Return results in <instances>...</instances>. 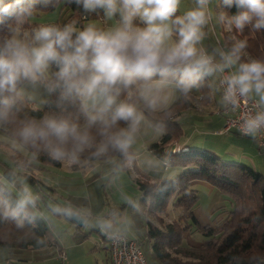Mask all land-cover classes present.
<instances>
[{
	"label": "clouds",
	"instance_id": "9594fccd",
	"mask_svg": "<svg viewBox=\"0 0 264 264\" xmlns=\"http://www.w3.org/2000/svg\"><path fill=\"white\" fill-rule=\"evenodd\" d=\"M36 0H12L0 7V24L7 37L0 47V125L9 123L25 98V87L42 85L48 93L59 92L57 107L71 105L86 118L81 127L64 116H48L42 121L25 120L17 132L21 146L42 149L53 160L79 162L80 154L95 148L94 156L110 149L127 153L139 122L136 108L128 100L137 86L141 95L151 91L153 78L175 76L176 87L188 92L203 76L229 74L225 100L234 106L238 98L256 94L264 106V60L240 62L246 42L229 51L214 49L219 62L201 46L204 27L210 19L211 0H195V7L176 15L180 0H68L85 13L102 10L108 20L119 17L114 26L102 29L88 24L82 30L72 24L42 25L24 31L35 11ZM238 11L227 18L237 30L251 25L264 29V0H223ZM220 19L225 20L224 16ZM139 20L144 27L137 26ZM176 37V39H173ZM55 69V70H54ZM234 69V70H233ZM128 93V100H121ZM154 106L155 101H148ZM119 121L128 124L117 129ZM244 134L255 137L264 129V110L244 120ZM96 126L99 143L90 129ZM35 205L24 189L14 205L0 201L3 215L27 217ZM102 229L110 225L102 223Z\"/></svg>",
	"mask_w": 264,
	"mask_h": 264
},
{
	"label": "rangeland",
	"instance_id": "374dc122",
	"mask_svg": "<svg viewBox=\"0 0 264 264\" xmlns=\"http://www.w3.org/2000/svg\"><path fill=\"white\" fill-rule=\"evenodd\" d=\"M195 6V0H180L176 15L182 16ZM208 7L210 19L204 27L205 38L201 42V46L208 54L214 56V62H219L217 58L219 56L214 55V49L229 51L228 45L234 47V44H237L240 40L236 34L230 31L232 27L225 17V4L223 0H211ZM71 16L72 11L66 2H64L54 12L43 13L33 17L30 24L32 28L49 24L63 25L70 20ZM221 16H224L225 20L222 21L220 19ZM118 19L119 17L117 16L112 20H108L102 12L98 17L89 19L84 24V27L91 23L99 28L107 29L114 26ZM228 31L230 33H228L229 36L227 35V40H225L224 32ZM25 32L31 34V30ZM242 33L244 37L247 36L250 39L251 46L262 48L261 38L256 31L251 32L250 29H243ZM173 39H176V37H173ZM225 41L228 43L227 45H225ZM256 50H258L256 52L257 56L250 52L248 47H245L242 50L240 62L261 59L258 57V53L262 57L264 54L260 49ZM219 75L220 73L208 76L210 78V85L215 91H217V87L219 86ZM155 88L152 87L151 91L144 92V95L148 96V100L143 98V104L150 105L149 100L153 99L156 101L158 99L159 95L157 91L155 92ZM138 91L141 94L140 88ZM198 92L201 93V91ZM25 93L24 99H28L31 105L37 109H44L50 98V93L42 85H37L35 88L26 86ZM216 95L220 103V95ZM250 97L260 102V98L256 94L253 93ZM179 99L180 90L176 87V95L171 102L175 103ZM206 100L208 102L204 104L196 103V109L188 112L179 120L184 133L183 137L179 140V144L187 140L190 141L193 147L196 146L203 151L213 152L215 150L220 154L229 152L238 157L246 153L247 157L255 160L258 167L255 170L261 172L264 176V151L261 154V150L255 141L241 135H232L234 140H232L233 146L230 147V144H232L231 140L228 141L224 136L219 135V132L225 127L223 118L213 114L210 109L196 111L203 109L211 101ZM135 108L139 122L134 133V141L128 149L129 162L127 168H124L115 160L96 163L93 167L79 170L74 169L75 166L79 168L80 165L78 163L72 164L67 160L59 161V166L38 163L37 165L36 162L31 161L23 162L24 158L31 157L32 159L29 151L24 146H21L19 140L11 138L8 135L5 137L4 134L0 133V176L18 197H20L24 189H27L31 193L35 199V205L31 207L50 227L51 239L54 242L53 246L38 250L24 249L17 251L1 248L0 264H68L74 256L71 255L73 251L81 255L85 254L86 256L91 255L89 252L92 251L96 258L93 257L97 260L98 264H107L106 247L101 241V235L105 230L122 234L129 240L136 241L140 245L148 264H160V261L152 250L154 242L148 236V220L155 227L164 229L169 224L175 222L174 219L177 218L178 213L175 210L169 211L168 209L169 214H143L140 207L141 192L138 187V181H144L145 179L152 181L173 179L179 174L180 170H178L179 167L177 166H171L169 170H166L164 163L149 152V144L157 142L162 132L159 129H154L148 123L139 105H136ZM223 109L224 107L220 113H223ZM176 146L175 144V150ZM235 159L234 162L238 161L237 157ZM14 160H18L24 164H14ZM240 160L243 161L242 164L253 167L249 160H244L243 158ZM226 161H229V159ZM8 167L21 174L13 182H7L4 178ZM31 167H33V171L27 169ZM27 173L43 182L44 186L29 184L24 178ZM45 186L52 188L54 191ZM198 193L200 200L197 213L202 218L205 217L203 214L210 217L209 212L218 203L220 204L217 208H222L221 212L224 213L221 216H216L213 220L214 223H216L215 220L225 218L228 212L232 210L231 202L226 197H224L225 202L222 200L218 202V200H215L201 190ZM65 204L73 206L78 211V215L85 219L82 226H79L65 215L57 216L54 214L55 210ZM223 205L225 206L222 207ZM102 223L110 225V227L102 229L100 227ZM210 223L212 224L211 221ZM201 241L202 237L199 234L190 235V233H185L183 245L186 247H199ZM78 244L80 246H77ZM71 245L77 246L75 247L77 249L71 250L69 247ZM95 246H97V249L92 250ZM60 247L63 249L62 255L59 252ZM169 252L172 257L180 262H186V264L196 262L180 257L176 254L175 250L169 249Z\"/></svg>",
	"mask_w": 264,
	"mask_h": 264
},
{
	"label": "trees",
	"instance_id": "16d2710c",
	"mask_svg": "<svg viewBox=\"0 0 264 264\" xmlns=\"http://www.w3.org/2000/svg\"><path fill=\"white\" fill-rule=\"evenodd\" d=\"M11 2L12 0H0V7ZM64 2L72 11V16L63 25L56 24L59 27L72 24L82 30L89 19L102 14V10L85 13L82 7L77 6L74 2L69 3L68 0H36L33 17L43 13L54 12ZM224 8L226 18L235 15L238 11L235 6L228 7L225 5ZM30 23L31 20L24 25V31H32L34 29ZM134 23L139 27L145 26L139 20L134 21ZM230 26L233 29L230 31L236 34L240 41L246 42V47H248L250 52L256 55L258 51L256 49H260L264 54V29L255 30L251 25L244 27L246 30L250 29L251 32L256 31L258 33L262 45V48H259L250 45V39L247 36L244 37L242 30H237L233 25ZM228 33L230 32H224L225 40H227V35L229 36ZM7 35L5 25L0 24V47H2ZM224 43L225 45L228 44L226 41ZM228 47L229 49L232 48L229 45ZM258 57V60H264V55L262 57L258 53ZM208 78V76H203L198 81L197 86L188 92L180 90L179 101L159 110L143 104V96L139 93V87L137 86L130 90V100H128V93H123L120 97L121 100H128L134 106L139 105L148 123L154 129H159L162 132L157 142L149 144V152L162 162L169 159V168L177 166L179 167L178 170H180L179 174L173 179L162 181L145 179L144 181H138V187L141 192L140 207L143 214H169L168 209L169 211L175 210L178 213L177 218L174 219L175 222L164 229L155 227L148 220V236L154 242L152 250L160 264H186V262H180L172 257L169 249L175 250L180 257L196 261L190 262V264H262L264 260L263 174L249 165L224 161L215 153L207 150L203 151L196 146L190 145L185 148L174 149V145L179 144V140L184 135L179 120L188 112L195 110L197 107L196 103L204 104L208 102L206 99L211 100L212 87L210 78L209 80ZM175 80V76L170 75L167 78H161L157 75L153 78L152 86L158 82H168L176 85ZM198 91H201V93ZM58 99V91L50 93V98L44 109L34 108L28 99H22L17 104L18 111L15 112L13 119L7 124L0 125V133L4 134L5 137L8 135L20 141L17 132L23 121L34 120L40 122L48 116H64L83 127L86 124V118L78 111V108L67 104L63 109L57 107ZM127 127L128 124L125 121H119L117 124V129H126ZM90 132L95 137L96 142L99 143L101 137L97 134V127L93 126ZM237 134L241 135L238 132ZM24 147L32 155V159L27 157L24 158L23 162L31 161L36 162V164L60 165L59 161L53 160L42 149H35L29 145ZM94 151L95 148H92L81 153L78 162L80 166L79 168L75 166L74 169H85L93 167L96 163L111 160L117 161L124 168L128 167L129 150L125 154L118 150L110 149L106 154L99 157L93 155ZM168 154L170 155L168 156ZM23 162L14 160V164H24ZM27 169L33 171V167ZM19 175H21L19 172L8 167L4 178L7 182H13ZM24 178L33 186H44L43 182L29 173ZM194 182L207 183L230 200L232 210L228 212L225 218L217 220L214 224L207 225H203L198 220L196 213L200 197L198 191L192 188ZM47 188L54 191L50 187ZM18 198V195L5 184L0 176V201H7L14 205ZM28 211L29 215L27 217L12 219L3 215V209L0 206V249L9 248L17 251L24 249L38 250L48 246L51 234L50 227L37 215L32 207ZM68 213L79 214L73 206L68 204L62 205L54 211L57 216L65 215L71 219ZM222 213L224 212L220 211L218 216L223 215ZM185 233H190V235L199 234L202 237L200 246H184Z\"/></svg>",
	"mask_w": 264,
	"mask_h": 264
},
{
	"label": "built area",
	"instance_id": "2783aa9c",
	"mask_svg": "<svg viewBox=\"0 0 264 264\" xmlns=\"http://www.w3.org/2000/svg\"><path fill=\"white\" fill-rule=\"evenodd\" d=\"M228 74V70H226L223 74H220L219 87L225 103L223 114L227 119L225 127L219 132V134L235 130L244 137L255 139L259 149L264 151V129H261L255 137L245 135L243 123L245 119L254 117L257 113L264 110V107L260 102L250 96L238 98L235 106L230 101L225 100L226 85L223 84L222 81ZM163 163L165 165V169L168 170L170 166L169 159H166ZM101 239L102 244L107 248L110 255L111 264H148L140 245L136 241L129 240L122 234L114 233L108 230L103 231ZM262 264H264V260Z\"/></svg>",
	"mask_w": 264,
	"mask_h": 264
},
{
	"label": "crops",
	"instance_id": "0c3cea01",
	"mask_svg": "<svg viewBox=\"0 0 264 264\" xmlns=\"http://www.w3.org/2000/svg\"><path fill=\"white\" fill-rule=\"evenodd\" d=\"M102 19V18H101ZM224 47V46H223ZM218 60H219V57H217ZM220 76V75H219ZM152 87H156L155 88V92L157 91L158 93V99L155 101V104L154 106H150V105H146L150 108H153L155 110H159V109H162L164 107H167L171 104H173L171 101L174 100V96L176 95V85L175 84H172V83H168V82H158L156 84H154V86ZM212 92V98H211V101L208 103V105L206 107H204L203 109L201 110H196V111H202V110H205V109H210V111H212L213 114H216L218 115L219 117L223 118V121H224V124L226 123L225 122V116L223 115V113H220V111L222 110V108L224 107V101L222 99V96H221V91L219 89V86L217 87V91H215L214 89L211 90ZM216 94H219L220 95V98H221V102L219 103V101L217 100V95ZM252 98V97H251ZM254 99V98H253ZM153 100V99H152ZM264 107V106H263ZM224 128V127H223ZM221 129V128H220ZM220 136H224L228 141L231 140V143H232V140H234V138L232 137V135H238L237 132L235 130H231L230 132H227V133H223V134H219ZM249 139H252L253 141L256 142L257 144V141L253 138H250V137H247ZM235 142V141H233ZM254 143V142H253ZM191 143L190 141H185L183 143H180V144H177L176 148H185L186 146H190ZM258 145V144H257ZM233 146V143L230 144V147ZM240 149V148H239ZM210 150H214V149H210ZM241 150V149H240ZM216 155L220 156L222 158V160L226 159L231 162H234V160H236L235 158L237 157L238 158V161H235V162H241L243 163L242 160H240L241 158H243L244 160H249L251 162V164L253 165L252 168L256 169L257 170V164L255 162L254 159H252L251 157H247L246 156V153H244L243 155H241L240 157H238L237 155H234L232 153H229V152H226L224 154H220L218 153L217 151H213ZM261 154L262 151H261ZM228 158V159H227ZM224 160V161H226ZM250 166V165H249ZM251 167V166H250ZM259 172V171H258ZM261 173V172H260ZM192 188L194 190H201L203 192H205L207 195H209L210 197L214 198L215 200H222L225 202V199H224V196L215 188H213L212 186L208 185L207 183H204V182H194L192 184ZM220 203H218L217 206H219ZM217 206H215L213 209H211V211L209 212L210 213V217L203 214L205 217L202 218L200 216V214L196 213V216L198 218V220L203 224V225H207V224H211L210 221L212 222V224H214L213 220L214 218H216V216H218L219 212L222 210V208H217ZM225 205H223L222 207H224ZM78 212V211H77ZM211 219V220H210ZM218 219V218H217ZM85 222V221H84ZM216 222V220H215ZM50 241L48 243V246L46 248H48L49 246H53L54 242H52V239H51V234H50V237H49ZM58 247L59 245L57 243H55ZM77 246H80V244H78ZM75 246V247H77ZM71 248V250L73 249H77L75 248L74 246H69ZM61 248V247H60ZM97 249V246H95L94 249L92 250H96ZM105 249V247H104ZM62 248L60 249V254L62 252ZM106 252H107V264H111L110 262V259H109V254H108V251L107 249H105ZM67 251V250H66ZM63 253V252H62ZM87 253V252H86ZM91 255H81L80 253H77V252H74L71 253V255H74L73 258H71L70 262L68 264H98V262H96L97 260L94 259V257L96 258V256L91 252ZM62 255V254H61ZM91 256V257H90ZM94 256V257H93ZM66 259H67V254H66Z\"/></svg>",
	"mask_w": 264,
	"mask_h": 264
},
{
	"label": "water",
	"instance_id": "95a60500",
	"mask_svg": "<svg viewBox=\"0 0 264 264\" xmlns=\"http://www.w3.org/2000/svg\"><path fill=\"white\" fill-rule=\"evenodd\" d=\"M68 216L79 226L84 224L85 219L82 216L75 213H68Z\"/></svg>",
	"mask_w": 264,
	"mask_h": 264
}]
</instances>
